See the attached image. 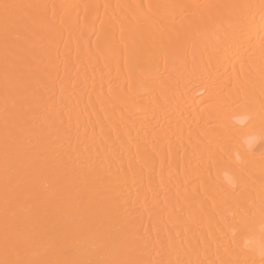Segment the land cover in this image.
Listing matches in <instances>:
<instances>
[{"label":"bare ground","instance_id":"6f19581e","mask_svg":"<svg viewBox=\"0 0 264 264\" xmlns=\"http://www.w3.org/2000/svg\"><path fill=\"white\" fill-rule=\"evenodd\" d=\"M0 264H264V0H0Z\"/></svg>","mask_w":264,"mask_h":264},{"label":"rangeland","instance_id":"374dc122","mask_svg":"<svg viewBox=\"0 0 264 264\" xmlns=\"http://www.w3.org/2000/svg\"><path fill=\"white\" fill-rule=\"evenodd\" d=\"M180 214H181V213H180ZM191 232H192V231H191ZM188 233H190V231H188ZM194 233H195V232H194ZM194 233H193V234H194ZM191 234H192V233H191ZM191 234H190V235H191ZM190 235H189V237H191ZM187 236H188V235H187ZM216 237H217V236H216ZM184 238H185V236H184ZM222 239H223V241H224L225 238H222ZM225 240H228V239H225Z\"/></svg>","mask_w":264,"mask_h":264}]
</instances>
